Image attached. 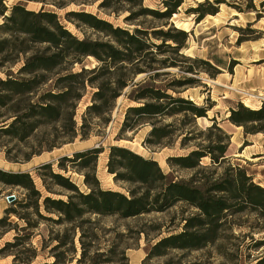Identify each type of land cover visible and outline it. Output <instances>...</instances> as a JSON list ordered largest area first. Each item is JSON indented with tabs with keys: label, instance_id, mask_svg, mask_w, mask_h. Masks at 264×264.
<instances>
[{
	"label": "trees",
	"instance_id": "1",
	"mask_svg": "<svg viewBox=\"0 0 264 264\" xmlns=\"http://www.w3.org/2000/svg\"><path fill=\"white\" fill-rule=\"evenodd\" d=\"M30 2L35 1L22 0L7 7L5 1L0 0V120L6 123L12 119L6 128H0V139L24 144L38 128L55 125L61 129L60 138L67 142L78 137L84 140L93 132L92 120L102 125L109 123L105 116L111 114L121 96L136 106L126 109L119 135L147 125L151 130L146 145L167 147L171 137L181 132L182 126L189 125L190 129L181 133V149L188 148V143L195 142L200 136L206 138L204 143L192 145L186 155L166 159L169 169L192 172L186 181L175 179L171 173L165 174L153 159L143 158L123 147H109L106 171L114 184L128 186L124 193L103 190L100 186L95 169L102 148L76 152L56 162L57 170L82 175L85 192L56 173L50 163L36 168L45 193L55 195L50 186L60 187L65 190L62 191L66 195L65 201L44 196L36 190L29 173L0 170L1 185L21 188L25 192L23 198L11 203L0 218V240L10 232L15 234L12 242L4 244L0 254L12 257V264H32L38 255L31 239L33 231L42 223L49 228H65L62 239L51 250L54 256L51 264H71L76 256V231L90 223L87 217L129 220L180 209V231L151 245L142 264L154 259H164V264H168L174 254H179L183 261L193 253L214 248L218 255L226 258L227 253H222L224 247L218 244L227 239V234L235 227L230 220L232 216L251 212L264 221V189L253 183L241 167L226 164L230 136L217 127L214 119L205 131L195 130L196 120L206 118L208 110L177 93L178 89L193 85L195 80L187 76L198 75L205 65L201 59L182 55L188 34L169 24L184 0H160L163 10L147 8L143 0H101L98 9L116 15L125 12L128 14L125 23H138L131 31L114 27L83 10L64 15L65 21L75 28L90 30L96 36L94 40L78 39L53 12L43 8L28 10L25 5ZM222 3V0H204L185 12L195 16L198 24L207 16H215ZM84 4L85 0H77L55 6L65 9L69 5ZM146 19L161 25L146 28L145 22L140 23ZM165 54L172 58L161 59ZM88 58L97 62L92 69L84 65ZM179 60L189 67L182 69ZM76 67L78 71H75ZM170 69L187 75L163 88L155 86L156 79L169 75L167 70ZM139 75L144 76L135 81ZM87 87L95 92L77 128L76 108ZM168 91L174 95H169ZM229 113L227 121L242 128L245 135L264 134V102L258 110L238 104ZM174 117L182 118L180 127L163 123ZM213 131L220 136L212 139ZM205 158L209 159V167L226 165L223 173L218 174L215 169L209 171V167L201 163ZM7 161L19 162L8 158ZM23 161L28 162L29 157ZM12 216L23 223V227L13 225L10 222ZM82 239L80 234L82 252L76 264L93 261V264H128L125 251L116 245L101 253L96 251L93 258H89ZM263 244L264 241H258L254 248ZM65 246L68 247L65 254H56ZM185 264L200 263L187 261ZM255 264H264V256Z\"/></svg>",
	"mask_w": 264,
	"mask_h": 264
},
{
	"label": "rangeland",
	"instance_id": "2",
	"mask_svg": "<svg viewBox=\"0 0 264 264\" xmlns=\"http://www.w3.org/2000/svg\"><path fill=\"white\" fill-rule=\"evenodd\" d=\"M4 1L5 5L10 7L22 0ZM32 1L35 2L24 4L28 10L38 11L43 8L45 11L55 13L61 24L78 39L87 38L94 40L96 36L86 28L81 27L77 29L69 22H66L64 15L69 11L83 10L86 13L108 21L114 27H120L129 31L132 30L134 25H138V23H125L124 18L128 15L125 12L116 15L112 11L98 9L101 0H85L84 5H69L65 9H58L55 5L63 6L66 3L77 0ZM207 1L213 2L214 0ZM222 1L224 3L219 5V12L215 16H207L202 22L197 24L195 16L186 14L185 11L196 7L197 3H202L204 0H184L178 14L173 16L169 21V24L176 29L181 31H183L182 29H187L188 40L184 46L182 55L185 58H197L205 62L204 67L200 70L198 66L193 65V68L200 71L196 76H187L195 80L193 85L178 89L177 93L181 98L208 110L206 118L196 120L195 130L199 132L205 131L212 124L210 120L214 119L217 127L232 138L225 153L226 164L241 167L253 179V183L258 184L264 182V159L253 160L250 158L251 161L247 162L240 157V150L242 147L255 145L258 150L249 148V152L261 151V148L264 147V134L245 136L243 129L231 125L227 121V118L230 115L229 110L235 108L238 104H241L245 108H248L245 104L256 108L260 107L264 102V0ZM143 5L150 9L163 10L160 0H143ZM141 22H145L144 27L146 28L147 26L158 27L161 25L157 22H152L150 19L140 20ZM160 58H172V56L165 54ZM178 64L182 69L189 67V64H185L181 60L178 61ZM84 65L87 69H92L97 65V62L92 58H88ZM78 69L76 67L75 71H78ZM15 71L16 69H13V72ZM167 71L169 75L156 79L154 82L155 86L163 88L164 85L174 80L183 79L187 75L181 74L177 69ZM143 76H137L135 81L142 79ZM94 92V89L87 87L83 98L77 105L75 113L77 128L81 125V117L86 107L90 105ZM167 93L174 95L171 91ZM132 106H136V104L129 102L124 96H121L117 99L111 114L105 116L109 119V123L102 125L97 120H92L93 132H90V136L84 140L78 137L70 143L67 142L66 139L60 138L61 129L55 125L38 128L24 144L17 143L8 138H1L0 170L13 173H29L36 190L42 192L44 196L65 201L66 195L62 192L65 190L60 187L50 186V191H53L55 195L45 193L41 180L35 172L36 168L50 163L53 165L56 173L69 179L81 192H85L87 189L83 185L82 175L71 171L63 172L57 170L56 162L62 157H70L73 153L98 147L102 148L103 152L98 158L95 173L101 188L103 190L124 193V189L128 186L114 184L112 177L106 171L109 147H119V145H122L123 148L143 158L156 161L165 174L171 173L178 180H188L192 175L191 171L171 170L166 164V159L186 155L192 145L204 143L206 137L200 136L199 139H195V142H189L188 148L181 149L180 142L183 137L181 133L188 131L190 129L189 125L182 126L181 132H177L171 137L167 147H149L146 145L145 140L151 130V127L147 125L141 126L133 132L127 131L119 135L125 111ZM11 120L9 118L6 123H2L4 120H0V128H6V124L10 123ZM163 123H173L176 127H180L182 118L174 117L166 119ZM217 135L219 134L213 131L212 139L218 137ZM52 146L54 148H51V150L50 147ZM26 157H29L28 162L23 161ZM7 158L17 159L19 162H8ZM201 163L203 166H208L209 159L205 158ZM225 167L226 165L220 168L209 167L208 170L215 169L220 174L223 173ZM0 194L3 195L2 198L4 200L8 196H15L16 200H21L25 192L21 188H13L0 184ZM86 219L90 223L83 225L81 230L76 231V237L74 238L76 256L71 264H76V259H79L82 252L79 242L80 234L83 235L81 241L85 245L84 248L89 258H93L96 251L101 253L104 250L106 251L110 246L116 245L125 251L128 264H142L146 252L151 245L158 239L168 234L177 233L181 229L179 221L180 209H173L162 214L145 215L129 220L95 216H90ZM230 220L235 224V227L227 234V239L218 244L224 247L222 253H227L226 258L218 255L216 248H214L193 253L183 261L180 259L179 254H174L173 259L168 264H185L187 261H195L200 264H255L259 258L264 256V244L258 248H254L258 241H264V221L251 212L237 214L232 216ZM10 222L19 228L23 227V223L13 216L10 218ZM257 227L260 229L257 230ZM64 229L49 228L48 225L41 223L33 231L31 245L36 249L38 256L32 264L53 263L54 256L51 250L56 247L58 240L62 239ZM14 235V232H10L2 238L4 240L0 243V250L4 247L5 243L13 241ZM20 235L22 234L20 233ZM56 235L57 238H55ZM67 251L68 247L65 246L61 250L56 251V254H65ZM93 262L90 264H93ZM164 263V259H154L148 264ZM0 264H12V257L0 254Z\"/></svg>",
	"mask_w": 264,
	"mask_h": 264
},
{
	"label": "crops",
	"instance_id": "3",
	"mask_svg": "<svg viewBox=\"0 0 264 264\" xmlns=\"http://www.w3.org/2000/svg\"><path fill=\"white\" fill-rule=\"evenodd\" d=\"M259 135V134H257ZM257 135H249V136H257ZM247 136V135H245ZM232 139V138H230ZM249 148H252V149H256L258 150V148L254 145V146H249V147H242L241 150H240V157L242 159H244L245 161L247 162H250V158H252L253 160H260V159H264V147L261 148V151H255L253 153H250L249 152ZM249 149V150H248ZM247 155V157H246ZM261 160V161H262ZM257 184V183H255ZM257 185H259L260 187H263L264 188V182L262 183H258ZM3 195L0 194V218L4 215V211L9 207L10 204H8L4 198H2ZM4 239L0 240V243L3 242Z\"/></svg>",
	"mask_w": 264,
	"mask_h": 264
},
{
	"label": "bare ground",
	"instance_id": "4",
	"mask_svg": "<svg viewBox=\"0 0 264 264\" xmlns=\"http://www.w3.org/2000/svg\"><path fill=\"white\" fill-rule=\"evenodd\" d=\"M175 16V15H174ZM208 17H212V16H208ZM183 31H187V29H182ZM246 107L250 108L251 110H258L260 107H256V108H252L249 104H245ZM119 147H123L122 145H119Z\"/></svg>",
	"mask_w": 264,
	"mask_h": 264
},
{
	"label": "water",
	"instance_id": "5",
	"mask_svg": "<svg viewBox=\"0 0 264 264\" xmlns=\"http://www.w3.org/2000/svg\"><path fill=\"white\" fill-rule=\"evenodd\" d=\"M96 148H98V147H95V149ZM14 202V197L13 196H8V198H7V203L8 204H11V203H13Z\"/></svg>",
	"mask_w": 264,
	"mask_h": 264
},
{
	"label": "built area",
	"instance_id": "6",
	"mask_svg": "<svg viewBox=\"0 0 264 264\" xmlns=\"http://www.w3.org/2000/svg\"><path fill=\"white\" fill-rule=\"evenodd\" d=\"M13 197H14V200H16L15 196H13ZM7 198H8V197L5 198V201H7Z\"/></svg>",
	"mask_w": 264,
	"mask_h": 264
}]
</instances>
